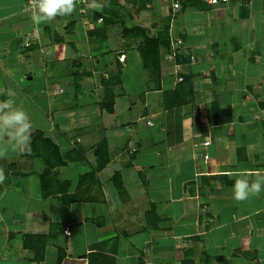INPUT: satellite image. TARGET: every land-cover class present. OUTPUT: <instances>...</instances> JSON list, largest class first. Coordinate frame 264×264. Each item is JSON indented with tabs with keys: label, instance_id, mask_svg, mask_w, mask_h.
Listing matches in <instances>:
<instances>
[{
	"label": "crops",
	"instance_id": "obj_1",
	"mask_svg": "<svg viewBox=\"0 0 264 264\" xmlns=\"http://www.w3.org/2000/svg\"><path fill=\"white\" fill-rule=\"evenodd\" d=\"M168 7L175 58L82 43L62 73L27 0H0V100L33 123L0 159V264H264V192L232 196L264 173V0Z\"/></svg>",
	"mask_w": 264,
	"mask_h": 264
},
{
	"label": "rangeland",
	"instance_id": "obj_2",
	"mask_svg": "<svg viewBox=\"0 0 264 264\" xmlns=\"http://www.w3.org/2000/svg\"><path fill=\"white\" fill-rule=\"evenodd\" d=\"M187 10L188 8L184 11L180 9L177 18L174 20L172 18L171 24L178 25L186 22L184 19L189 12ZM189 10L190 12L195 11V9ZM26 12L27 15L32 16V10ZM169 12L168 2L165 0H106V6L99 10L91 9L87 3L77 7L70 16L57 17L41 25L34 23L31 34L33 36L36 33L41 42L46 41L48 45L43 51L50 54L49 58L57 59L59 53H63V58H66L67 62L60 64L61 72L66 73L69 70L74 71V56L76 55L74 46L76 47V44L83 43L89 48L91 52H85L84 55L93 53L97 56L102 53L103 59L108 61L113 59V52L123 49L126 45L145 48L149 40L162 39L165 41L168 37ZM189 16L191 18L194 15ZM86 47L84 48L87 49ZM160 49H163L162 46ZM35 54L36 60L43 56ZM56 63L59 64L57 61ZM31 68L33 71H42L41 68L37 69L33 66ZM68 81L69 79H63V83H68ZM132 87L134 88V83ZM62 88L66 91L64 96L71 91L68 85H63ZM86 98L83 94V99L87 100Z\"/></svg>",
	"mask_w": 264,
	"mask_h": 264
},
{
	"label": "clouds",
	"instance_id": "obj_3",
	"mask_svg": "<svg viewBox=\"0 0 264 264\" xmlns=\"http://www.w3.org/2000/svg\"><path fill=\"white\" fill-rule=\"evenodd\" d=\"M79 0H29L32 9L31 19L36 25L49 23L57 17L70 16L76 11ZM106 6V0H90L89 7L99 10ZM11 97V91L6 93ZM33 123L29 113L15 106L10 99L0 100V159H7L10 153L31 152V134ZM232 196L237 202L258 197L264 192V173L248 170H235ZM6 179L4 169L0 167V183Z\"/></svg>",
	"mask_w": 264,
	"mask_h": 264
},
{
	"label": "built area",
	"instance_id": "obj_4",
	"mask_svg": "<svg viewBox=\"0 0 264 264\" xmlns=\"http://www.w3.org/2000/svg\"><path fill=\"white\" fill-rule=\"evenodd\" d=\"M169 2V6L172 10V12H177L178 10L181 9V7L183 6V3L185 1H190V0H167ZM199 1H203L209 5H218V4H225L228 3L230 0H199ZM87 3H90V0H79L77 7L79 6H83ZM27 6L31 9V6L29 4V0H27ZM180 44L179 40H175V41H170V46H169V50L167 52V58L169 59H173L176 56V50L178 45ZM28 46V44H26ZM124 55L119 56V60H123ZM181 80V78L179 79ZM205 159H207V157L205 156Z\"/></svg>",
	"mask_w": 264,
	"mask_h": 264
},
{
	"label": "trees",
	"instance_id": "obj_5",
	"mask_svg": "<svg viewBox=\"0 0 264 264\" xmlns=\"http://www.w3.org/2000/svg\"><path fill=\"white\" fill-rule=\"evenodd\" d=\"M198 0H190V1H185L183 3V5L185 3H196ZM137 29V28H134ZM131 31V30H130ZM129 34H132L131 32H129ZM162 46L163 49L168 50L169 49V42H168V37L164 40H149L147 41L146 47L145 48H140L142 56L148 57V58H156L158 57L159 54V49ZM61 257H58L57 262L59 263Z\"/></svg>",
	"mask_w": 264,
	"mask_h": 264
}]
</instances>
